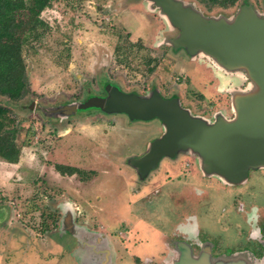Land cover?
Listing matches in <instances>:
<instances>
[{"label":"rangeland","instance_id":"rangeland-1","mask_svg":"<svg viewBox=\"0 0 264 264\" xmlns=\"http://www.w3.org/2000/svg\"><path fill=\"white\" fill-rule=\"evenodd\" d=\"M184 1L204 15L230 17L241 0ZM249 1L261 12L260 0ZM40 16L48 30L22 48L28 91L19 100L0 95V105L17 129L19 149L13 163L0 157V264H103L100 253L92 263L87 245L91 233L102 237V243L97 241L109 251L108 264L156 262L158 252L166 249L167 231H185L192 238V224L212 227L225 200L219 201L212 186L213 202L190 187L201 178L193 155L161 160L142 182L125 165L124 159L143 152L147 139L158 132L156 122L134 123L122 114L95 109L56 116L47 110L102 95L106 81L141 95L151 87L177 94L210 121L214 110L231 116L229 91L243 88L245 79L201 54L172 51L166 38L174 30L145 0H52ZM24 22L21 17L20 25ZM128 40L132 47H127ZM151 66L154 70L147 72ZM54 163L95 174L82 182L76 174H59ZM196 169L198 176L191 180ZM212 181L207 178L203 187ZM35 202L50 214L56 205L66 224L58 231L39 232L41 208H28ZM66 227L82 231L83 239L66 234Z\"/></svg>","mask_w":264,"mask_h":264},{"label":"water","instance_id":"water-1","mask_svg":"<svg viewBox=\"0 0 264 264\" xmlns=\"http://www.w3.org/2000/svg\"><path fill=\"white\" fill-rule=\"evenodd\" d=\"M145 1L174 30L166 38L173 51L182 50L189 57L201 54L223 71L245 79L243 88L229 91L231 116L217 112L208 121L182 107L175 95L163 97L156 88L141 95L106 81L101 83L104 94L47 111L56 116L95 109L131 121L157 120L162 132L143 152L124 159L138 182L146 180L162 159L174 160L186 152L197 159L203 175L231 185L243 182L249 170L264 169V0H260L261 12L249 0H241L230 17L204 15L184 0ZM175 249L173 264H246L240 258L210 262L206 252L193 257L182 242Z\"/></svg>","mask_w":264,"mask_h":264},{"label":"flooded vegetation","instance_id":"flooded-vegetation-1","mask_svg":"<svg viewBox=\"0 0 264 264\" xmlns=\"http://www.w3.org/2000/svg\"><path fill=\"white\" fill-rule=\"evenodd\" d=\"M176 51L180 50H174V52ZM243 81L244 80H242V82ZM242 82L239 80L240 86H243ZM151 88H149V90ZM156 89L163 97L175 95L179 100V104L190 110L191 114H196L204 118L208 117L201 112H193L190 108V104L183 103L177 94L165 95L161 93L159 88ZM225 89H222V91L224 92ZM227 98L228 101L226 103L228 104L229 96ZM216 112L217 110L211 112L210 119H212L213 114ZM137 121L145 122L142 120H135V122ZM152 121L156 122L160 128L156 134L147 139L149 141L162 132L160 123L157 120H151V122ZM162 160L169 159L164 158ZM195 171L197 172V169L193 172ZM190 174V179L192 177L197 178L198 176V172ZM199 175L201 178H197V185L194 187L190 184V187L196 189L198 193H200L198 195L204 194L211 202H213L209 197L210 192L208 191V188L212 186V188L217 191V195L220 196L219 201H221V199L225 200L222 207H219L221 208V215L217 212L218 216L216 215L213 217L210 222L212 227H210L208 223L207 225L202 224V226H198L193 222L194 224L190 227V231L192 235H194L192 238L191 235L187 236L185 231H180V234L178 235L174 234L175 229L167 231V234L165 235L166 240H164V246H166V249L158 252V256L161 259L156 262L146 259L145 262L140 264H173L178 255L175 249V244L177 242L185 243L193 257L198 256L202 252H206L209 256L210 262L240 258L244 260L246 264H264V169L249 170L246 179L243 182L234 185L227 184L213 175L206 176L203 175L202 172ZM207 178H211L214 181H212L213 184L204 188L203 182ZM97 237L96 234L91 233L87 238V245L92 251V256L94 257L92 263L97 262L96 257H98V253H100L102 259L106 260L103 264H108L109 251L101 244L102 237L100 239H97ZM97 240L101 241V243ZM98 245L100 246V249L97 247ZM135 259L139 261L138 258Z\"/></svg>","mask_w":264,"mask_h":264},{"label":"trees","instance_id":"trees-1","mask_svg":"<svg viewBox=\"0 0 264 264\" xmlns=\"http://www.w3.org/2000/svg\"><path fill=\"white\" fill-rule=\"evenodd\" d=\"M52 0H0V95L12 100L21 99L28 91V80L25 73V65L22 57V48L26 42L38 41L48 30L47 22L40 14L44 9L50 7ZM23 17L24 25H20V18ZM129 41V40H128ZM128 42L127 47H132ZM140 43L138 46L140 47ZM115 51H120L116 46ZM154 67L147 68L152 72ZM13 119L9 116L6 107L0 105V157L6 162L16 161L19 149L15 144L16 127L12 125ZM53 168L59 174H76L78 180L88 181L94 174V170H82L75 166L54 163ZM39 202L29 205L28 208H41V223L37 230L41 233L47 231H58L62 222L63 214H60L56 205L52 206L51 214L47 213L46 207ZM37 205V206H36ZM56 209V210H55ZM65 211V210H64ZM68 211V210H67ZM47 213V214H46ZM62 216V218L60 217ZM66 218L71 217L69 212L65 213ZM66 234L75 237V240H82L83 232H75L73 228L66 227ZM85 233V232H84ZM66 234L64 236H66Z\"/></svg>","mask_w":264,"mask_h":264},{"label":"crops","instance_id":"crops-1","mask_svg":"<svg viewBox=\"0 0 264 264\" xmlns=\"http://www.w3.org/2000/svg\"><path fill=\"white\" fill-rule=\"evenodd\" d=\"M67 236V235H66ZM70 236V235H69Z\"/></svg>","mask_w":264,"mask_h":264}]
</instances>
